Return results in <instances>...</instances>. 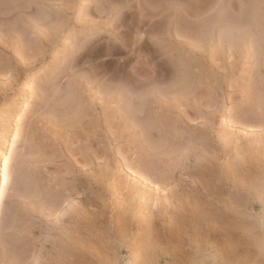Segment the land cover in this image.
<instances>
[{
    "label": "rangeland",
    "instance_id": "obj_1",
    "mask_svg": "<svg viewBox=\"0 0 264 264\" xmlns=\"http://www.w3.org/2000/svg\"><path fill=\"white\" fill-rule=\"evenodd\" d=\"M0 147V264H264V0H0Z\"/></svg>",
    "mask_w": 264,
    "mask_h": 264
},
{
    "label": "bare ground",
    "instance_id": "obj_2",
    "mask_svg": "<svg viewBox=\"0 0 264 264\" xmlns=\"http://www.w3.org/2000/svg\"><path fill=\"white\" fill-rule=\"evenodd\" d=\"M13 141H15V137L13 138ZM2 150H3L2 147H0V189L3 185L7 184V180H6L7 167H6L5 163L3 165L1 164V162H2Z\"/></svg>",
    "mask_w": 264,
    "mask_h": 264
}]
</instances>
